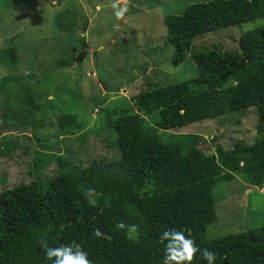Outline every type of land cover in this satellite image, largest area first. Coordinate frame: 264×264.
I'll return each mask as SVG.
<instances>
[{
    "label": "trees",
    "instance_id": "16d2710c",
    "mask_svg": "<svg viewBox=\"0 0 264 264\" xmlns=\"http://www.w3.org/2000/svg\"><path fill=\"white\" fill-rule=\"evenodd\" d=\"M36 1L41 0H14V4ZM262 18L264 0L192 4L182 14L165 18L166 42L175 48L174 63L180 65L191 53L194 40ZM77 21L76 14L66 9L58 14L55 24L65 37L75 29ZM240 42L241 50L227 51L225 58L219 57L223 50L196 53V80L141 92L117 117L107 111L103 117L112 134L106 141L119 152L114 160H81L78 165L71 161L73 172L61 170L49 178L42 172L45 163L55 158L53 148L44 151L48 150L46 142L53 132L42 133L36 141L30 137L29 147L9 137L2 138L0 150L4 155L21 147L27 157L31 153L34 156L28 163L31 182L0 192V264H53L45 258L42 241L49 247H60L73 240L82 245L92 264H163L160 235L171 228L190 229L198 247L216 253L215 264H264V227L220 238L207 237L209 226L218 220L215 189L219 184L239 178L264 192V139L251 146L239 141L232 149L219 144L216 154H207L201 150L202 137L197 134H183L184 141L176 143L153 138L143 117L157 115L158 130L174 131L257 107L256 129L264 132V27L244 33ZM76 43L77 48L72 47L66 59H53L56 68L73 67L79 61L77 52L87 47L85 40ZM4 54L12 66L17 65L16 48ZM4 81L5 88H16L18 104L12 109L26 112L27 123L21 124H28L38 135L41 111L39 94L30 87L32 75L5 77ZM8 110L5 107L4 112ZM73 114L78 116L69 113L65 117L70 115L66 118L72 121ZM61 118L57 124L59 133L67 136L70 131ZM23 135L25 132H21ZM89 188L95 190V196H88ZM133 203L152 241V251L137 249L135 242L128 241L127 228L119 227L121 223L136 225ZM94 228L111 240L96 238ZM184 235L189 236V232L184 231ZM193 264L206 262L198 254Z\"/></svg>",
    "mask_w": 264,
    "mask_h": 264
},
{
    "label": "rangeland",
    "instance_id": "374dc122",
    "mask_svg": "<svg viewBox=\"0 0 264 264\" xmlns=\"http://www.w3.org/2000/svg\"><path fill=\"white\" fill-rule=\"evenodd\" d=\"M207 1L210 0H120V7L126 3L128 11L123 20H118L111 7L115 0H63L61 3L41 0L19 6L14 0H0V118L4 117L0 120V141L9 137L29 147L30 137L36 141L42 133L53 132L46 142L48 150L44 151L53 148L55 158L45 163L42 172L49 178L61 170L73 172L71 161L78 165L81 160L85 163L93 159L114 160L119 152L106 141L110 132L103 116L107 111L111 117H117L141 92L196 80V53L223 50L219 57L225 58V52L241 50L240 37L244 33L264 27L262 18L194 40L191 53L182 64L176 65L175 48L166 42L165 18L180 15L188 6ZM66 9L73 11L78 21L75 29L63 37L55 22L58 14ZM76 40H85L87 47L77 52L79 61L73 67L56 68L53 59H66L70 49L77 48ZM11 47L19 53L14 66L4 54ZM26 74L32 75L30 87L39 94L38 135L28 124H21L27 123L25 110L12 109L18 104L16 88L3 86L5 77ZM5 107L9 109L6 112ZM69 113H77L79 117L73 114L72 119L75 118L71 121L66 118L70 115L65 117ZM143 117L153 138L176 143L184 141L183 134H197L202 137L201 150L207 154H216L219 144L224 149H232L239 141L251 146L264 139V132L256 129L257 107L174 131L158 130L157 115ZM60 118L70 131L67 136L59 133ZM2 131H8L7 135L3 136ZM21 132H25L22 137ZM31 154L27 157L21 147L10 155L0 150V192L31 182L28 163L34 153ZM215 197L218 220L208 228L209 239L264 227L262 189L237 178L219 184ZM133 206L138 233L129 236L128 241L135 242L139 250L152 251V241L147 237L137 204Z\"/></svg>",
    "mask_w": 264,
    "mask_h": 264
},
{
    "label": "clouds",
    "instance_id": "9594fccd",
    "mask_svg": "<svg viewBox=\"0 0 264 264\" xmlns=\"http://www.w3.org/2000/svg\"><path fill=\"white\" fill-rule=\"evenodd\" d=\"M115 10V16L118 20H123L128 11L127 4L120 7V0H115L111 4ZM89 197L95 196L94 189H87ZM95 203V201H93ZM77 221L81 222L79 217ZM121 229L127 228V232L131 237L133 234L138 233L136 225H119ZM184 231L189 232V236L184 235ZM93 235L100 240H111V237L102 233L99 228L93 229ZM160 243L164 245V258L163 264H193L199 254L206 264H215L216 253L210 251L208 248L201 249L191 238V230L184 229L178 231L174 228L165 230L160 235ZM43 251L45 258L53 262V264H92L88 258V253L83 249L82 245L76 241L65 243L60 247H49L46 241H42Z\"/></svg>",
    "mask_w": 264,
    "mask_h": 264
}]
</instances>
